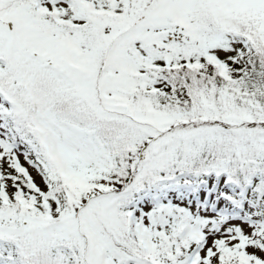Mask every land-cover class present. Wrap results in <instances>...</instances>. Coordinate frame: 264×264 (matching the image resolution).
I'll list each match as a JSON object with an SVG mask.
<instances>
[{
  "label": "snow or ice",
  "instance_id": "6c2138e0",
  "mask_svg": "<svg viewBox=\"0 0 264 264\" xmlns=\"http://www.w3.org/2000/svg\"><path fill=\"white\" fill-rule=\"evenodd\" d=\"M0 264H264V0H0Z\"/></svg>",
  "mask_w": 264,
  "mask_h": 264
}]
</instances>
